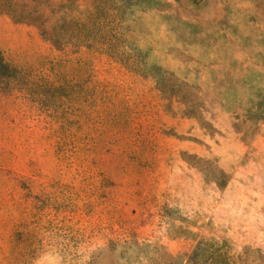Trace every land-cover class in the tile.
<instances>
[{"label":"rangeland","instance_id":"obj_1","mask_svg":"<svg viewBox=\"0 0 264 264\" xmlns=\"http://www.w3.org/2000/svg\"><path fill=\"white\" fill-rule=\"evenodd\" d=\"M0 264H264V0H0Z\"/></svg>","mask_w":264,"mask_h":264},{"label":"trees","instance_id":"obj_2","mask_svg":"<svg viewBox=\"0 0 264 264\" xmlns=\"http://www.w3.org/2000/svg\"><path fill=\"white\" fill-rule=\"evenodd\" d=\"M173 98H175V99H179V98H180V95H178V93L175 92V93H173Z\"/></svg>","mask_w":264,"mask_h":264}]
</instances>
